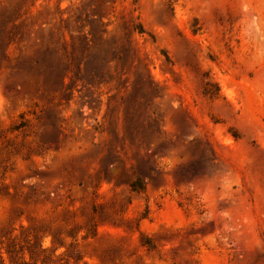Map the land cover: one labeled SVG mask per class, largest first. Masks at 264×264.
Here are the masks:
<instances>
[{
    "label": "rangeland",
    "instance_id": "rangeland-1",
    "mask_svg": "<svg viewBox=\"0 0 264 264\" xmlns=\"http://www.w3.org/2000/svg\"><path fill=\"white\" fill-rule=\"evenodd\" d=\"M0 264H264V0H0Z\"/></svg>",
    "mask_w": 264,
    "mask_h": 264
},
{
    "label": "trees",
    "instance_id": "trees-1",
    "mask_svg": "<svg viewBox=\"0 0 264 264\" xmlns=\"http://www.w3.org/2000/svg\"><path fill=\"white\" fill-rule=\"evenodd\" d=\"M208 85H210V82L207 83V88H205V93L209 94L210 96H214V92H212L210 90V88L208 87ZM201 170H198L196 168L193 169H186V167H184L181 170V174L183 175H189V173H192V176H196V175H200ZM146 177L149 178V180L153 183H157L160 181V177L159 174H157V176L153 175V171L147 174H144V176H137L135 178L132 179H125L126 182L128 183V185L130 186L131 190L133 191H137V192H144L147 188V183H146Z\"/></svg>",
    "mask_w": 264,
    "mask_h": 264
}]
</instances>
